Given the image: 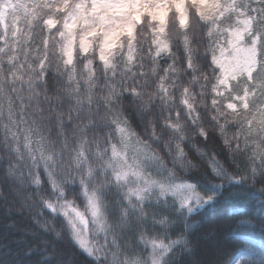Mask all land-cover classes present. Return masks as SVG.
Instances as JSON below:
<instances>
[{
  "label": "snow or ice",
  "instance_id": "snow-or-ice-1",
  "mask_svg": "<svg viewBox=\"0 0 264 264\" xmlns=\"http://www.w3.org/2000/svg\"><path fill=\"white\" fill-rule=\"evenodd\" d=\"M176 48L183 52L179 59ZM142 52L147 55H138ZM90 53L95 54V60L84 63L85 68L91 67L85 86L77 64ZM121 57L123 67L117 63ZM161 58L171 62L162 65ZM146 60L151 72L146 70ZM61 66L72 71H61ZM98 79L104 81L112 98L103 103V109L111 163L119 169L117 178L131 175L141 182L135 194L139 208L122 205L117 211L118 222L134 227L133 214L137 212L140 220L147 219L148 205L154 191L158 192L155 202L165 208L174 205V219L157 221L152 212V222H158L161 230H154L147 240L141 235L140 240L145 246L163 249L178 264H191L183 258L192 257L189 237L199 225L193 226L190 217L222 201L234 219L228 232L233 241L230 264H252L257 256H264V242L253 238L254 227L249 223L255 212L264 218V206L250 207L255 197L238 188V171L227 169L216 156L200 152L210 171L203 183L176 179L172 172L164 175L155 154L142 144L128 122L126 106H136L141 122L149 113H159L150 126L145 123L153 139L158 138L157 133H180L174 120H186L203 141L212 138L209 129H213L233 154L235 169L243 167L245 175L255 176L256 155L264 159V153L253 154L251 161L247 153L249 142L264 132V0H0V90L8 85L10 93L26 91L30 99L46 104L52 121L62 131L65 101L82 110L86 102L96 99ZM146 91L154 94L145 105L138 97ZM115 101H119V109L114 107ZM169 103L177 105V110L169 111L167 120L160 123ZM67 119L70 124L71 109ZM37 150L43 158V145ZM79 154L83 156V150ZM183 156L184 149L178 147L177 158ZM237 156L245 157L243 164ZM151 167L157 169L156 174L146 171ZM41 180L37 174L35 182ZM48 182L55 187L51 173ZM80 194L91 216L104 214L83 181ZM65 204L61 215L67 219L73 243L94 261L100 249L89 239L87 218L70 201ZM177 224L179 230H175ZM217 227L210 224L211 231L204 236ZM34 252L42 253L35 264L49 259L47 250L35 244L25 250L26 255Z\"/></svg>",
  "mask_w": 264,
  "mask_h": 264
},
{
  "label": "clouds",
  "instance_id": "clouds-1",
  "mask_svg": "<svg viewBox=\"0 0 264 264\" xmlns=\"http://www.w3.org/2000/svg\"><path fill=\"white\" fill-rule=\"evenodd\" d=\"M140 43H145L142 37ZM193 47L196 49L198 45L194 44ZM175 54L179 59L183 52L180 48H176ZM138 55H147V53L142 52ZM86 60H95V54L90 53L77 64L81 82L88 86L91 67H84ZM148 60H151V57H148ZM148 60L145 67L151 72ZM117 63H121L122 67L125 66L122 57ZM61 71L71 72L72 69H64L61 66ZM121 75L126 74L121 72ZM95 82L98 83L100 91L96 99L90 103L86 102L82 110L65 101L62 131L52 121V114L46 104L38 103L34 97L30 99L26 91L12 94L8 91V85L0 90V206H3L9 215L19 214L34 226L31 229H22L21 238L31 237L34 241L32 244L47 250L49 259L43 264L45 262L62 264L57 255L60 246L80 252L72 241L66 217L61 215V210L66 208L65 201H70L72 206L78 208L87 218L89 239L94 247L100 249L96 259L91 260L93 264H178L171 257H167L163 249L145 246L140 240L141 235L147 240L154 230H161L158 222L153 224L152 212L156 213L157 221L162 217L174 219V205L169 203L165 208L155 202L158 192L154 191L153 202L148 205L147 219L140 220V214L137 212L133 214L134 227L118 222L117 211L122 205L139 208L135 194L141 182L131 175L123 177L120 174V178H117L119 169L116 164L111 163V152L105 135L108 128L105 126L103 109V103L112 98L108 95V88L103 80L98 79ZM153 94L151 91H146L145 95L138 99L146 105ZM197 103L201 101L198 99ZM126 106L129 108L128 122L133 128L134 113L140 121L142 130L137 131L134 128L133 130L142 144L155 154L158 164L163 166L164 175L172 172L176 179H189L195 181L193 183H203L208 179L206 173L198 175L203 170L197 162L189 158L183 147L187 143L199 157H201L200 152H206L198 143L197 134L189 129L186 120H174V123L180 126V133H157L158 138L153 139L150 127H145V123L150 126L155 115L159 113H149L145 121L141 122L136 106ZM114 107L119 109V101L114 102ZM70 109L72 121L69 124L67 112ZM176 110L177 105L169 103L159 122H165L169 111L174 113ZM209 130L214 132L213 129ZM182 134L183 140H181ZM249 143L250 151L247 153V158L251 161L253 154L264 153V132L257 133ZM41 144L43 158L41 152L37 150ZM178 147L184 149L182 160L177 158ZM81 150L84 152L83 156L79 154ZM244 150L245 146L241 145V152ZM240 157L243 164L245 157ZM255 167L257 169L255 176L245 175L243 167L239 170L234 168L233 171H238L241 181L238 188L245 194L255 197L250 204L260 207L264 206V159L261 155H256ZM146 171L156 174L157 169L151 167ZM48 173L53 175L55 187L48 182ZM37 174L42 177L39 184L35 182ZM81 181L84 182L89 193L95 194L104 213L102 216L90 215L88 203L80 194ZM47 205H51L54 211ZM196 214L193 212L190 217L193 226L200 223L198 219H193ZM227 214L231 215L230 208L227 209ZM68 215L72 216V213L69 212ZM249 223L254 230L258 229L253 238L258 242H264V218L253 216L249 218ZM77 227L83 231L79 223ZM179 227L180 225L177 224L175 230H179ZM230 239L226 232L215 258L207 264H230L232 247L225 242ZM189 240L193 248L191 264H199L195 259L198 241L191 236ZM42 241L48 243L44 244ZM252 264H264V256H257Z\"/></svg>",
  "mask_w": 264,
  "mask_h": 264
},
{
  "label": "trees",
  "instance_id": "trees-1",
  "mask_svg": "<svg viewBox=\"0 0 264 264\" xmlns=\"http://www.w3.org/2000/svg\"><path fill=\"white\" fill-rule=\"evenodd\" d=\"M168 62L171 61L167 58H161L162 65ZM51 86L52 82L50 80L49 87ZM201 111H203V109H201ZM132 125L137 131L142 130L140 127V121L138 118H136L134 113L132 114ZM231 132L232 129H229V135H231ZM198 143H200V145L205 148L209 155H216V158L227 169L232 170L235 168L233 154L229 153L228 150L224 148L218 133L213 132L212 138L208 141H203L202 138H198ZM183 147L189 154V158L194 162H197L203 170V172L198 173V175H203L205 173L210 175L206 161L203 158L197 156L187 143H185ZM235 158L241 160L240 156ZM250 207L253 209L257 208V206L252 204ZM227 209L228 205L221 201L217 207L212 209H202L193 217V219H198L200 221L199 226L192 233V238L198 241L195 250V259L199 262V264H207L208 261H211L215 258L216 250L211 253L209 247L213 250L212 247L217 245L218 249L220 242L224 240L225 233H228L230 228L234 225V219L228 216ZM254 216L259 218V212H255ZM213 223L219 225V227H217L215 232L204 236L206 232L211 231L208 229V226ZM33 227L34 226L30 221L21 217L19 214L9 215L4 207L0 206V264H35L38 254L35 252L28 255L25 254V250L30 247L34 241L31 239V237H25L24 239H21L23 235L21 230L31 229ZM256 231H258V229H255L254 233ZM225 242L230 247H233L232 239ZM58 253H60L59 259L64 262V264H93L90 258H88L85 254L75 250L70 251L64 246L59 247ZM183 259L192 261V257ZM45 264H47V262H45Z\"/></svg>",
  "mask_w": 264,
  "mask_h": 264
},
{
  "label": "rangeland",
  "instance_id": "rangeland-1",
  "mask_svg": "<svg viewBox=\"0 0 264 264\" xmlns=\"http://www.w3.org/2000/svg\"><path fill=\"white\" fill-rule=\"evenodd\" d=\"M213 248V250L209 247V249H210V251H211V253L214 251V250H216L217 251V245H214V247H212Z\"/></svg>",
  "mask_w": 264,
  "mask_h": 264
}]
</instances>
